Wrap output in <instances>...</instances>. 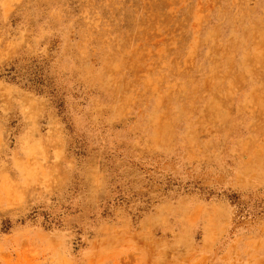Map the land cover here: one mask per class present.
Instances as JSON below:
<instances>
[{
    "label": "rangeland",
    "instance_id": "rangeland-1",
    "mask_svg": "<svg viewBox=\"0 0 264 264\" xmlns=\"http://www.w3.org/2000/svg\"><path fill=\"white\" fill-rule=\"evenodd\" d=\"M0 264H264V0H0Z\"/></svg>",
    "mask_w": 264,
    "mask_h": 264
}]
</instances>
